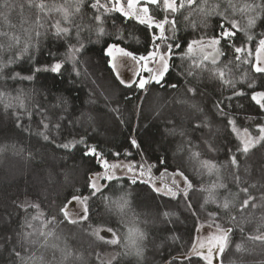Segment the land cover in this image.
Instances as JSON below:
<instances>
[{"label": "trees", "instance_id": "1", "mask_svg": "<svg viewBox=\"0 0 264 264\" xmlns=\"http://www.w3.org/2000/svg\"><path fill=\"white\" fill-rule=\"evenodd\" d=\"M4 2L0 33L8 35L0 36V62H16L0 74V264H208L192 251L201 223L231 228L224 252L214 255L212 264H264V240L250 238L264 236V141L247 154L237 151L242 144L228 124L235 120L249 130L264 125V109L250 99L252 91H264V74L247 62L255 61L264 39V11H240L246 3L264 0H195L191 5L185 0L183 8L176 0L175 12L160 0L159 6L148 5L150 15L175 21V33L165 24L163 41L154 39L159 35L154 26L92 9L94 0H84L79 12L77 0H7V7ZM100 4L111 6L109 0ZM61 6L71 23L56 10ZM256 13L259 18L249 27ZM225 17L237 21L239 30L219 45L223 55L216 65L185 55L189 42L209 40L221 26L227 28ZM57 21L70 29L67 36L56 35ZM25 41L29 51L21 54ZM230 43L250 48L252 55L236 60ZM110 44L137 56L156 45L166 51L171 44L169 69L159 83L128 86L110 64ZM56 63L62 64L59 72L52 71ZM217 68L234 88L218 77ZM16 73L33 79L11 78ZM234 90L245 95L233 96ZM43 124L49 126L48 140L39 134L45 132ZM63 143L70 147H59ZM93 147L97 155L90 154ZM232 155L238 168L230 163ZM103 160L132 162L156 177L183 173L192 187L173 196L121 176L101 178L95 191L91 184L104 171ZM205 161L216 168L209 172ZM219 184L226 187H213ZM73 196L87 198V219L76 223L61 211L75 203ZM249 196L254 199L244 207ZM226 197L227 210L219 206ZM99 227L112 229L119 243H107L112 239L97 235Z\"/></svg>", "mask_w": 264, "mask_h": 264}, {"label": "snow or ice", "instance_id": "2", "mask_svg": "<svg viewBox=\"0 0 264 264\" xmlns=\"http://www.w3.org/2000/svg\"><path fill=\"white\" fill-rule=\"evenodd\" d=\"M84 0H77V6H76V11L79 12L80 11V5L83 4ZM111 6L109 7L108 5H101L100 4V0H94V2L90 3V6L92 9H95L97 11H99V8H104L106 12H111V11H116V12H120L121 14H123L125 17L128 18H135L137 19L141 24H147L149 27H155L156 29L159 30V35H155L154 39H158V40H166L167 37L164 35V30H165V24H171L172 27V31L173 33H175V21H169L167 16H165V18L163 20H156L154 17H152L150 15V10L148 5H160V0H127L126 4L124 3V0H109ZM195 2V0H186V3L188 5H191ZM5 7H7V0H5L4 5ZM38 7L43 11L45 9V4L40 3L38 5ZM185 7V0H181L180 4H179V8H183ZM163 8L165 10H171L172 12H175L178 10L177 5H176V0H163ZM259 8L262 11H264V4H244V6L240 9L241 12L244 11H248V12H256V9ZM57 11L62 12L63 14V19L68 22L71 23V21L69 20V16L70 13L68 11L67 8L61 6L59 8L56 9ZM203 10V9H202ZM260 13H256L255 16H250L248 19V26L249 27H254L256 20L259 18ZM96 19L99 20L100 17L96 16ZM225 20L227 21V17H225ZM228 22V27L225 28L223 26H221V31L214 37L210 38L207 42H205L203 39L200 40H193L191 42H189V44L187 45V52L185 53V55H189L193 52V46L194 45H199L200 47H204L205 44L207 43V45L211 46L213 48V52L209 53L207 55H205L203 57V60H208L209 57H211V64L216 65L218 63V57L220 55H223L222 52L219 51L218 47L221 42H225L228 43L230 41L233 40V38L236 35V31L239 30V24L237 21L232 20V21H227ZM37 24L39 25V21H37ZM42 26V25H40ZM55 29H56V35L60 36L61 34L67 36L70 32V29L68 27H61L59 21L56 22V24L54 25ZM79 28H77V37H79ZM99 33L103 34L104 29L101 27L99 28ZM7 33H0V36H7ZM36 36H40V32H36L35 33ZM261 35H264V33H262ZM12 39L14 40L15 44H19L20 43V38L19 37H15L13 36ZM249 40L252 39L251 36L248 37ZM229 46L233 49L234 53L237 54L235 56L236 60H240V54H246L248 56L252 55V50L244 45H241L239 47H237L234 43H230ZM4 46L2 44H0V48H3ZM9 48L12 47L11 44L8 45ZM157 49L159 48L158 45L155 46ZM175 47L179 48L180 45L176 44ZM70 48H72V46H70ZM172 48L173 45L169 44L166 46V51L164 52H159L157 51H151L149 52V54L147 56L144 55H140L137 56L134 52L131 51H127L125 48L119 47L117 44H112L109 46V48L107 49L108 51V55L112 56L113 54V50L118 51L119 53H121L123 56L126 57H130L133 60H136L138 63L139 62H145L142 64V67H144L145 69H147L149 72L152 71V69L148 68L147 65V61H149L150 59H152L153 61L158 60L159 62H161L162 64V70L159 71L155 76H153L151 79H155L156 82L159 83L160 80L163 79L164 74L168 71V62H167V58H170L171 53H172ZM73 51H78V49H74L72 48ZM29 51V45L28 42L25 41L24 47L21 50V54L27 53ZM261 51H264V39H260L259 40V46L257 48V56L254 62L252 61H247L249 63H252V66L254 68V71L256 73H261L264 74V60L260 59L259 53ZM16 61L13 59H9L7 62H0V74L3 73V69L4 67H7L8 64H12L15 63ZM201 63H203V61H201ZM62 67L61 63H56L54 65V67L52 68V71L55 72H59L60 69ZM40 69H36V71H39ZM216 74L218 75L219 78H221L222 80H224V83L226 84H233V82L231 80H227L224 79L225 78V72L220 69L217 68L216 70ZM117 75H119L117 73ZM17 77H20L19 73H16L14 76H12L11 78L15 79ZM21 79H33V77L28 76V77H20ZM149 82V80L147 79H139L138 81V87L140 89H144L146 84ZM121 83H125L124 81H121ZM128 86H131V83H128ZM249 87H253L252 84H249ZM233 88H234V84H233ZM233 96H244L245 92L243 91H237L234 90L233 91ZM232 97H228L227 99H231ZM17 99H19V97H17ZM250 99L252 101L255 102V104H257L261 109H264V91H252L250 94ZM21 106H23V102L21 101ZM217 108L219 111H223L222 108H220V103H217ZM229 125H232L233 131L238 132V130L235 127V120H229L228 121ZM43 127L45 129V132L39 133L40 135H43L45 140L49 139V136L46 134L49 126L48 124H43ZM60 125L57 123L55 125V128H59ZM243 133L244 136L242 137L241 143H242V147H238L237 151H241L245 154H247L251 148L255 147V144L259 141H264V125L259 126L258 127V136L252 139H249L248 137L251 136V133H249L248 129H243ZM82 142V141H81ZM133 146L139 147V145H137L135 140L131 141ZM74 146V145H72ZM59 147L62 148H69L70 144L68 143H63L61 145H59ZM90 154L92 155H97L96 149L93 147L91 149H89ZM116 155H119V153H117ZM130 155V154H129ZM198 155V153L196 154ZM230 163L234 166H236L237 168L239 167V164L237 162V158L235 155H232L230 158ZM103 164L105 166V168H116L119 167V165H109L107 160H103ZM203 166L207 167L209 172H211L213 169L216 168L215 164H212L211 162L205 161L203 162ZM129 171H132V166L128 167ZM141 175H143V173L141 172ZM179 175L181 177H183L187 188H191V182L188 180L187 177L184 176L183 173H179ZM107 179H111L112 176H107ZM236 180H239V176L236 175L235 176ZM136 181L133 180V183H135ZM91 187L95 190V191H99V189L97 188V186L93 183L91 184ZM213 187H220V188H224L226 187L224 184H219V185H213ZM242 192L247 193L248 192V188H242L241 189ZM169 192L171 193V195L176 196L177 193L176 192H172L171 189H169ZM184 195H187V189L184 192ZM73 200H81V197H77V196H73L72 197ZM85 201L87 200V198H83ZM254 199V197L249 196L247 199L243 200L242 205L244 207H246L249 204V201ZM207 203V200L205 201ZM231 201L226 197L223 202L219 205L222 209H229V205H230ZM34 207H39V205H34ZM61 211L64 213L65 218H68V211L66 208H62ZM209 215H212L211 213ZM81 220L87 219V207L85 206L83 209V215L80 217ZM232 219H235V217H233ZM70 223H76L77 221H73L70 220ZM215 227L218 228V230L222 233V235L219 236H215L212 237V240L215 244V248L216 251L215 253L213 252V248L209 247L208 248V253L207 255H204L202 252L198 251L195 245H192V251L195 255L198 256H202L204 260H206L208 262V264H212L213 261V257L214 255H220L224 252L225 247L227 246L228 243V235L231 232V228H222L220 225L215 224ZM29 227H31V225H29ZM108 232H112V229H108ZM42 235L44 233H41ZM27 235H31L30 233ZM47 235H51V233H48ZM251 239H256V240H264V236H255V237H250ZM107 243H113V244H118L119 243V239L117 237H115V235L113 234V239L110 241H106ZM33 243H35V241H33ZM205 245L201 244L200 247L203 248ZM239 245H237V248L239 249ZM139 254V252L137 253ZM17 256L20 255V253H16ZM186 259H190V257H185Z\"/></svg>", "mask_w": 264, "mask_h": 264}, {"label": "rangeland", "instance_id": "3", "mask_svg": "<svg viewBox=\"0 0 264 264\" xmlns=\"http://www.w3.org/2000/svg\"><path fill=\"white\" fill-rule=\"evenodd\" d=\"M125 3V2H124ZM126 4V3H125ZM157 20V19H156ZM207 42L208 40H204ZM112 45V44H110ZM109 45V46H110ZM119 47H122L121 45L117 44ZM107 47V49L109 48ZM219 49V46H217ZM123 48V47H122ZM106 49V52L108 54V51ZM193 52L189 55H194L203 58L205 55L212 53L213 48L207 43L205 44L204 47H200L199 45H194L193 46ZM159 51V52H164L160 50V48H155L153 51ZM128 51V50H127ZM187 51V49H186ZM220 51V49H219ZM109 56V55H108ZM147 56V55H146ZM257 56V50L255 52V59ZM260 59L264 60V51H261L259 53ZM110 57V64L115 71L116 75L117 73L119 75L118 78L121 81H124L126 84L130 83H137L139 79H147L150 81H155V79H151L153 76H155L159 71L162 70V64L158 60L153 61L150 59L147 61V65L149 69H152L151 72H149L147 69L142 67V64L145 62H137L136 60L131 59L130 57L123 56L121 53L118 51L113 50V54ZM220 59V56L218 57V61ZM211 60V57H209L208 61ZM168 62V69H169V64H170V58H167ZM166 74V73H165ZM164 74V76H165ZM163 76V77H164ZM162 81V80H160ZM159 81V82H160ZM236 129L238 130L239 134L235 131L234 134L237 136V138L242 140V137L244 136L243 129L239 127L238 125L235 124ZM259 127V126H258ZM258 127H256L254 130H249V133H251V136L248 137L249 139L255 138L258 136ZM232 128V125H231ZM233 130V128H232ZM260 142V141H259ZM257 142L256 144H258ZM242 144V143H241ZM255 144V145H256ZM119 165V167L116 168H104V171L97 175L94 180V184L97 186V188L100 187V182L102 181L101 178H106L107 176H112V177H121V176H129L134 179H139V180H144L148 183H150L155 190L161 193L165 194H171L169 192V189H171L172 192H178L180 189H184L186 187V183L179 175V172H173V173H164L160 177H156L152 175L148 170H143V169H138L134 167V164L132 162H126V161H116V162H109V165ZM132 166V171L128 170V167ZM103 167L104 164H103ZM141 172L143 175H141ZM74 204L69 207L68 211V218L70 220H78L80 217L83 215V209L86 206L87 207V200L85 201L83 198L81 200H74ZM223 228V227H222ZM96 234L107 239H113V232H108L107 229L105 228H97ZM115 235V234H114ZM222 235V233L218 230L217 227L213 226L211 223H201L198 227L197 230V235L195 238V246L198 251L202 252L204 255H207L208 253V248L212 247L213 252L215 253L216 248L215 244L212 240V237ZM116 237V235H115ZM128 242V240H126ZM131 243V241H129ZM201 244H204L205 246L203 248L200 247ZM214 258V257H213Z\"/></svg>", "mask_w": 264, "mask_h": 264}]
</instances>
